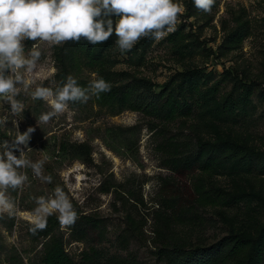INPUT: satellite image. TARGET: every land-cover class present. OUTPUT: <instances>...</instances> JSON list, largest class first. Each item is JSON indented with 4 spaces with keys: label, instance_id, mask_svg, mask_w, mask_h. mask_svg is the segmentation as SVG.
<instances>
[{
    "label": "rangeland",
    "instance_id": "obj_1",
    "mask_svg": "<svg viewBox=\"0 0 264 264\" xmlns=\"http://www.w3.org/2000/svg\"><path fill=\"white\" fill-rule=\"evenodd\" d=\"M176 2L185 7L177 30L185 23L181 33L190 47L178 53L168 36L158 42L142 38L131 50V60L128 52L122 54L116 47L114 54L118 64L115 70L149 79L156 85V92L177 73L194 69H201L205 76L213 73L208 86L222 78V97L231 93L241 79L243 83H252L246 113L238 116L235 122L222 117L221 123L213 114L202 121L197 112L191 120L200 121L208 128L203 136L206 142L231 140L253 151L264 152V0H219L210 14L197 10L194 16L187 11V0ZM240 22L247 23L249 28L242 49L218 58V49L226 36L223 27H235ZM24 43L27 53L33 42ZM58 46L39 45L41 60L36 70L26 77L31 82L30 91L37 86L54 88L57 72L54 51ZM83 77L86 81L95 79L88 71ZM18 88L20 94L16 99L24 105L19 115L14 116L10 106L0 101V117L8 118L6 124L0 125V143L14 140L17 131L24 133L29 127L34 128L25 146L26 158L33 162L45 160L43 174H50L53 179L48 184L36 178L30 168L20 170L27 173L28 181L23 190H9L20 215L0 214L2 264H44V239L29 231L32 225L28 213L36 207L33 197H47L57 185L66 192L78 216L96 215L105 225L101 233L95 232L83 242L72 240L70 227L55 229V234L64 236L65 250L74 264H120L124 259L135 264H163L157 259L153 243V216L160 207L161 180L170 178L183 187L189 186V177L176 176L162 165L148 118L131 111L114 115L89 99L80 108L69 105L65 113L45 124L39 117L51 111L49 104L33 100L22 85ZM13 121H17L18 129ZM178 126L179 122L171 126L174 133L178 132ZM79 144L90 147V158L79 157L75 149ZM15 154L19 156V152ZM218 180L223 189L250 196L249 205H241L231 213L240 219L237 230L246 236L255 235L264 225V196L260 189L249 176L240 174L225 172ZM107 188L108 192L103 193ZM129 213L142 228L138 238H127L126 216ZM207 217L216 221L215 226L205 231L201 238H193L191 248L212 247L228 237L231 224H222L213 215ZM122 238H127L128 242L125 244Z\"/></svg>",
    "mask_w": 264,
    "mask_h": 264
},
{
    "label": "trees",
    "instance_id": "obj_2",
    "mask_svg": "<svg viewBox=\"0 0 264 264\" xmlns=\"http://www.w3.org/2000/svg\"><path fill=\"white\" fill-rule=\"evenodd\" d=\"M218 1L215 0L214 6ZM186 8L190 16L197 13L193 0H187ZM182 27L168 35L178 53L190 47L181 33ZM223 28L226 36L218 49V58L241 50L249 36L247 23ZM116 39L113 34L107 42L96 46L82 40L56 47L57 72L53 89L69 75L77 80L79 86L87 87L90 81L83 77L85 71L95 75V79L103 78L112 85L111 91L101 94L99 99L92 97L90 101L114 115L131 111L148 118L147 124L156 136L162 165L176 176L189 177V186L183 187L170 178L161 180L160 207L153 216V243L158 261L163 264H264V225L255 235L246 236L237 230L240 224L238 215L231 213L241 205H249L250 196L231 193L223 189L218 180L225 172L249 176L264 196V152L253 151L231 140L206 142L203 136L208 128L200 121L191 120L197 112L202 121L213 114L221 123L222 117L235 122L238 116L246 113L245 106L252 95L253 84L243 83L241 79L231 93L222 97V78L208 86L213 73L205 76L201 69H194L177 73L156 92V85L149 79L115 70L118 64L114 54ZM131 53L128 52L130 60L133 57ZM69 105L80 108L83 103ZM176 122H179L178 132L174 133L171 126ZM75 149L80 158H90L88 145L79 144ZM108 190L103 189L102 192L107 193ZM207 215L216 216L222 224H231L229 235L218 245L191 248L193 238H201L216 224ZM78 217L75 225L70 227L72 240L83 242L91 234L103 231L104 221L96 215ZM126 224L127 238H138L142 228L131 213L126 216ZM59 227L57 217L52 215L48 217L47 229L37 233L38 238L44 239V264H74L65 250L64 236L55 234ZM127 238H122V242L126 244ZM120 264L135 262L124 259Z\"/></svg>",
    "mask_w": 264,
    "mask_h": 264
},
{
    "label": "clouds",
    "instance_id": "obj_3",
    "mask_svg": "<svg viewBox=\"0 0 264 264\" xmlns=\"http://www.w3.org/2000/svg\"><path fill=\"white\" fill-rule=\"evenodd\" d=\"M193 4L198 11L210 14L215 0H193ZM184 12L183 3L176 0H0V101L10 106L14 116L19 115L24 105L16 97L20 94L18 85H22L33 100L49 104L51 111L39 117L46 124L65 113L70 103H87L92 97L99 99L112 89L103 78L81 87L69 75L55 89L37 86L30 91L31 82L26 77L36 70L41 60L39 45L58 46L83 40L96 46L115 34V44L123 54L131 51L142 38L158 42L174 33ZM25 41L33 42L27 53ZM7 119V116L0 117V125L6 124ZM13 123L18 129L17 121ZM34 131L32 127L24 133L17 131L14 140L0 143V214L20 215L9 190H23L28 175L21 169L30 168L36 178L52 183V176L43 174L45 160L33 162L26 158L25 146ZM33 199L36 207L28 213L32 225L29 231L33 235L46 230L48 217L54 214H58L62 229L74 226L79 218L59 185L47 197Z\"/></svg>",
    "mask_w": 264,
    "mask_h": 264
}]
</instances>
